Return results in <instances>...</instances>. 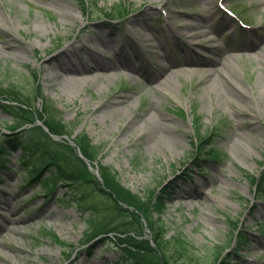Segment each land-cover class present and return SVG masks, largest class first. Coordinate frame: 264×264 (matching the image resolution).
<instances>
[{
  "label": "rangeland",
  "instance_id": "rangeland-1",
  "mask_svg": "<svg viewBox=\"0 0 264 264\" xmlns=\"http://www.w3.org/2000/svg\"><path fill=\"white\" fill-rule=\"evenodd\" d=\"M84 1L0 0V83L36 73L74 134L104 144L98 159L128 192L173 189L147 226L195 247L176 264H215L216 246L229 264H264V195L249 176L264 184V0H128L120 18V0ZM199 54L212 61L179 66ZM93 56L114 75L88 72ZM171 63L169 80L147 76ZM233 85L245 96L232 100ZM14 125L0 108V264H120L117 241L86 239L90 211L77 210L71 186L28 183L23 150L6 141ZM202 132L217 157L198 160Z\"/></svg>",
  "mask_w": 264,
  "mask_h": 264
},
{
  "label": "trees",
  "instance_id": "trees-1",
  "mask_svg": "<svg viewBox=\"0 0 264 264\" xmlns=\"http://www.w3.org/2000/svg\"><path fill=\"white\" fill-rule=\"evenodd\" d=\"M131 4L133 3L128 0L116 3L114 8L117 18L123 17L122 9ZM39 100L40 104L37 105ZM0 108L12 115L16 129L21 128L10 130L13 132L8 134L10 138L6 141L11 146H20L23 150V164L28 167L29 173L28 183L41 181L45 190H50L58 184L69 185L73 194L71 200L77 209L81 213L90 211L87 221L90 231H86V239L97 235H103L101 239L111 236L118 242L122 264H176L180 259L186 262L188 258L195 257V247L182 234L171 239L164 238L167 231L160 232L161 224L151 228L152 241L155 244L146 237L142 217L149 220L152 216L150 214L162 215L165 212L166 203L173 193L169 185H164L157 193L151 190V197L134 196L119 182L116 172L100 162L98 158L104 144L94 143L88 132L82 130L75 134L76 146L65 138L58 140L52 137L51 133L71 136L75 125L65 121L62 110L51 98L43 94L37 83L36 73H33V81L29 74L11 78L4 85L0 83ZM39 120L48 130L38 122ZM206 132L198 133L194 142L196 153L202 160L218 156L211 144L212 133ZM3 146V150L12 148L5 143ZM77 147L88 160L98 162L101 179L78 154ZM47 172L49 175L45 176ZM249 176L256 184V190L264 195L263 175ZM233 223L234 221V228ZM236 232V247L242 248L241 244L247 241V236L238 227ZM221 249L220 246L215 247V264H229L226 257L220 258Z\"/></svg>",
  "mask_w": 264,
  "mask_h": 264
},
{
  "label": "bare ground",
  "instance_id": "bare-ground-1",
  "mask_svg": "<svg viewBox=\"0 0 264 264\" xmlns=\"http://www.w3.org/2000/svg\"><path fill=\"white\" fill-rule=\"evenodd\" d=\"M195 34L196 35H204V34L206 35L207 32H206L205 29H202L200 32H197ZM142 35H145V34L143 33ZM207 41H213V40L210 37L207 36ZM223 52H224V50H222L218 55L220 57L225 56L223 54ZM202 55L203 54H201V57H200V54H199L198 57L190 56V58L187 60V62H185L184 64L181 63V65H179V66H185L186 65V66H189V67H199L201 65H205V64L210 63L212 61L206 55H203V56ZM95 59H96V61H95L96 63L93 65V68H90V70H88V72L95 73V76H97V77L98 76H102L101 73L103 72L104 69L107 70V72H109V73L111 72L112 67L106 65L100 58H98L96 56H93V60H95ZM168 60H169V58H168ZM169 62H171V61L169 60ZM103 65H106L107 67H103ZM173 66H174V64H172V63H171V65L170 64L169 65L163 64L159 68L157 67V68H155V69H153L151 71H148L149 73L147 74V76L149 77V79H152V78L156 79L161 74L162 75V79L169 80V78L171 77V72L173 71L172 70ZM215 72H216V70H214V74H215ZM113 75L114 74L111 73V75H108V76H113ZM210 80L212 81V83L217 81V79L215 80L211 76H209L207 81H210ZM104 85H106V84L104 83ZM231 94H232L231 95L232 100H235L237 95L243 96V97L245 96V92L241 88H239V87H237L235 85L232 86ZM151 117H153V116H151ZM4 218L8 219V216L4 217ZM12 219H13V221L14 220H18V215H14L13 214V215L9 216V220H12ZM7 227L8 226H6V225H2V224L0 225V237H2V235H3L4 228L7 229ZM6 241H7L6 239H2V242H6Z\"/></svg>",
  "mask_w": 264,
  "mask_h": 264
},
{
  "label": "water",
  "instance_id": "water-1",
  "mask_svg": "<svg viewBox=\"0 0 264 264\" xmlns=\"http://www.w3.org/2000/svg\"><path fill=\"white\" fill-rule=\"evenodd\" d=\"M65 137H67V138H68V136H65ZM71 143H72V144H75V142H74L73 140H71Z\"/></svg>",
  "mask_w": 264,
  "mask_h": 264
}]
</instances>
